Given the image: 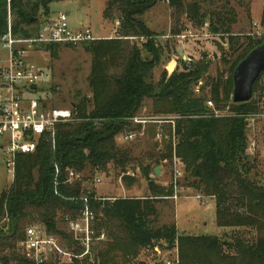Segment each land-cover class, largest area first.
I'll use <instances>...</instances> for the list:
<instances>
[{
  "label": "trees",
  "instance_id": "obj_1",
  "mask_svg": "<svg viewBox=\"0 0 264 264\" xmlns=\"http://www.w3.org/2000/svg\"><path fill=\"white\" fill-rule=\"evenodd\" d=\"M104 1L103 18L118 20V27L113 38L82 43L92 54L88 77L91 97L72 103L79 120L59 124L54 142L43 139L35 152L17 155L12 184L0 193V222L7 220L6 230L0 226V262L35 264L18 245L28 225L44 226L50 233L61 235L65 243H71L63 218L75 217L86 198L96 215V229L105 231L107 236L98 242L96 264H119L121 258L142 247L172 248L176 242L179 264H264V183L252 177L254 158L247 153L249 124L245 116L257 109L260 94L248 102L233 103L231 99L235 66L252 48L263 43L264 37L246 36L239 52L242 46L230 34L235 12L227 5L216 10L203 9V3L212 4L213 0ZM165 1L171 8V35L182 33L184 17L199 29L207 23V30L213 35L227 34L235 55L232 61L226 59L227 75L218 71L215 77L208 78L210 99L196 95L192 88L202 79L207 62L191 65L190 59L187 68L182 69L185 61L169 74L163 71L157 82L152 78L165 47L155 42L157 32L146 26L144 15ZM48 2L0 0V38L7 31L9 17L14 35L32 36L41 23L34 27L36 11ZM262 9L264 27V5ZM54 45L57 43L45 46ZM260 75L253 86L254 95L264 72ZM146 99L151 100L153 116H172L166 119L170 124L165 126L169 139L151 155L154 167L140 164L154 197L104 199L84 189L81 177L68 182L70 170L81 174L87 165L106 172L112 162L120 172H126L133 149L121 147L117 137L141 129L139 123L133 125L129 119L138 115ZM207 100L216 109L228 106L232 114L215 117L206 106ZM173 155L182 162L187 186L214 198L215 223L219 228L236 231L232 240L208 234H177L174 223L153 224L158 214L156 199L173 197L175 188L173 181L167 186L151 185L150 174L161 162L172 160ZM26 222L30 223L24 227ZM96 256L94 253V259ZM90 263L84 258L68 264Z\"/></svg>",
  "mask_w": 264,
  "mask_h": 264
},
{
  "label": "rangeland",
  "instance_id": "obj_2",
  "mask_svg": "<svg viewBox=\"0 0 264 264\" xmlns=\"http://www.w3.org/2000/svg\"><path fill=\"white\" fill-rule=\"evenodd\" d=\"M165 3L166 5H159L157 9L145 16L146 26L155 29L157 32L155 42L165 47L160 59L161 63L154 69L152 78L157 82L163 71L169 74L177 66L181 68L182 62H185L182 57L185 55L191 59V65L207 62V70L202 79L192 88L196 95L210 99L211 85L208 84V78L215 77L218 71H223L224 75H227L229 63H226V59L232 61L235 55L228 43L227 34L213 35L208 32L207 23L204 25V29H199L184 17L185 28L183 27L182 33L176 36L171 35V8L167 1ZM223 5H227L235 12V22L230 26V34L238 38L237 43L242 46L239 48V52L244 48L243 45L245 46L244 38L246 36L253 39L264 37V27L261 25L264 0H213L212 4L209 2L202 4L203 9L206 10H216ZM104 7V0H49L47 4L41 5L36 11L37 24L34 27L40 22L50 20L58 13L63 12L68 15V23L72 29L78 30L88 27L97 39L113 38L116 36L119 21L103 18L102 10ZM162 10L169 12V24H166L164 18L160 16L159 12L163 15ZM10 23L11 18L9 17V25ZM135 40L139 42L141 39ZM178 48L181 49V52H177ZM7 53L8 51L3 50L0 45V70L6 63ZM23 60L33 65L36 72L42 74L38 80V89L32 92L33 96L43 98L52 106L63 107H70L72 103H77L83 97H91L88 77L92 67V54L83 44L70 46L57 44L51 48L43 44L37 45L27 49L23 54ZM151 108V100H144L138 115L145 118L161 117L165 119L172 117L153 116ZM220 110L224 114H232L228 106ZM132 124L135 123L132 122ZM168 124H170L169 121L165 120L160 123H139L141 129L135 132V138L120 143L121 147L130 146L133 149V159L126 165V172H120V168L116 169L112 162L107 165L106 172L87 165L81 172L83 188L90 192L94 191L99 197L111 200L154 197L140 164H148L151 168L154 167L155 164L151 155H155L157 149L162 148L165 145L164 142L169 139L165 131V126ZM248 124L246 130L247 153L252 159L254 158L252 177L264 183V120L255 119ZM157 132L162 133L161 137H157ZM5 158L6 155L0 148V193L3 189L9 188L13 181L12 173L5 164ZM173 162L172 156V160H165L157 165L161 166L160 174H150L155 184L167 186L173 181ZM97 178L101 179L100 183L96 182ZM177 183L176 197L156 199L155 207L158 214L153 219V224L157 226L174 223L177 234L188 236L208 234L215 235L221 240H232V234L236 231L229 228H219L215 223L214 198L204 196L192 187H188L183 171ZM28 223L30 222H26L24 227ZM6 224L7 220L0 222V226L4 227V230L7 228ZM95 246L94 253L96 256L99 243H96ZM19 247L21 248L20 245ZM225 250L229 251L226 246ZM118 254L120 255V253ZM96 261L97 256L90 264L98 263ZM167 261L172 262V264L180 263L178 242L172 248L142 247L133 255L128 254L125 258H121L119 264H166ZM0 264L3 263L0 262ZM10 264L17 263L11 261Z\"/></svg>",
  "mask_w": 264,
  "mask_h": 264
},
{
  "label": "built area",
  "instance_id": "obj_3",
  "mask_svg": "<svg viewBox=\"0 0 264 264\" xmlns=\"http://www.w3.org/2000/svg\"><path fill=\"white\" fill-rule=\"evenodd\" d=\"M94 39L97 38L88 27L72 29L68 23V15L63 12L41 22L32 36L14 35L8 25L7 31L0 38L1 48L8 51L6 63L0 70V148L6 155L5 164L12 176L17 155L35 152L43 139H51L54 142L56 127L59 124L79 120L71 106H52L43 98L32 95V92L38 89V80L42 74L36 72L33 65L23 60V54L27 49L41 44L75 45ZM189 60L190 58L186 56V63ZM32 85L36 88L33 89ZM258 85V90L253 96L254 98L260 94L257 109L245 115L247 123L255 119L264 120V77L259 80ZM206 106L215 117L229 115L216 109L211 100L206 101ZM166 119L145 118L138 115L129 120L138 124L160 123L167 121ZM161 135V132H157V137ZM135 136V132H124L117 137V141L119 143L131 141ZM173 159L175 188L173 197H176L177 180L182 176V162L175 155ZM80 177L81 174L72 170L67 175L68 182L81 179ZM96 182L100 183L101 179L97 178ZM83 200L85 205L75 217L65 215L63 218L65 230L72 237L69 244L65 243L61 235L50 233L44 226H26L24 238L19 245L31 261L35 264H68L84 258L89 262L94 261L93 249L96 243L105 240L106 234L105 231L99 232L96 229L95 212L89 208L87 199ZM166 264L172 262L167 261Z\"/></svg>",
  "mask_w": 264,
  "mask_h": 264
},
{
  "label": "water",
  "instance_id": "obj_4",
  "mask_svg": "<svg viewBox=\"0 0 264 264\" xmlns=\"http://www.w3.org/2000/svg\"><path fill=\"white\" fill-rule=\"evenodd\" d=\"M177 52H181L178 48ZM185 60L186 56L182 57ZM179 66L176 67L178 69ZM187 68V63L182 66V69ZM264 72V40L263 43L252 48L242 60L235 66L232 73L233 86H232V102H248L253 96V86L255 82L260 78V74ZM35 89L36 86L32 85ZM161 166H156L153 173L160 174ZM155 182L152 180L150 184Z\"/></svg>",
  "mask_w": 264,
  "mask_h": 264
},
{
  "label": "crops",
  "instance_id": "obj_5",
  "mask_svg": "<svg viewBox=\"0 0 264 264\" xmlns=\"http://www.w3.org/2000/svg\"><path fill=\"white\" fill-rule=\"evenodd\" d=\"M159 5H166V3L165 2H160V3H157L156 5H154L153 7H151V9L150 10H148L147 12H145V15H144V20L146 19V14H149V12H151V11H153V10H155V9H157V7H159ZM161 7V6H160ZM162 12H163V15H161V12H159L160 13V16L161 17H163L164 18V21H165V23L167 24H169V12L167 11V12H165L164 10H162ZM152 29V28H151ZM153 30H155V29H153ZM156 31V30H155Z\"/></svg>",
  "mask_w": 264,
  "mask_h": 264
}]
</instances>
